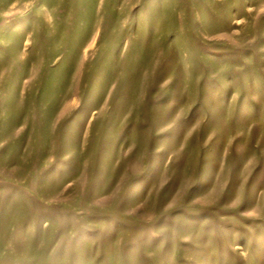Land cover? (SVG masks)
Segmentation results:
<instances>
[{"label": "rangeland", "instance_id": "obj_1", "mask_svg": "<svg viewBox=\"0 0 264 264\" xmlns=\"http://www.w3.org/2000/svg\"><path fill=\"white\" fill-rule=\"evenodd\" d=\"M0 264H264V0H0Z\"/></svg>", "mask_w": 264, "mask_h": 264}]
</instances>
